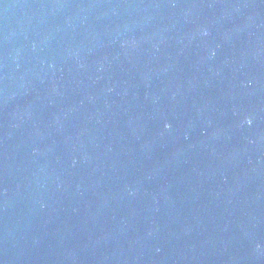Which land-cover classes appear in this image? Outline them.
I'll return each instance as SVG.
<instances>
[{"label": "water", "instance_id": "95a60500", "mask_svg": "<svg viewBox=\"0 0 264 264\" xmlns=\"http://www.w3.org/2000/svg\"><path fill=\"white\" fill-rule=\"evenodd\" d=\"M214 0H0V264H87Z\"/></svg>", "mask_w": 264, "mask_h": 264}]
</instances>
